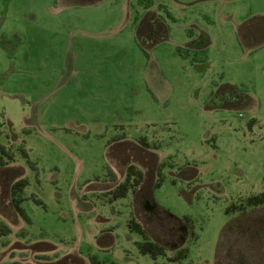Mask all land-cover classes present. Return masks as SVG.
Returning a JSON list of instances; mask_svg holds the SVG:
<instances>
[{
  "label": "rangeland",
  "instance_id": "374dc122",
  "mask_svg": "<svg viewBox=\"0 0 264 264\" xmlns=\"http://www.w3.org/2000/svg\"><path fill=\"white\" fill-rule=\"evenodd\" d=\"M255 15L264 0H0V144L29 217L0 174V264H158L179 246L178 264H264V205L238 209L264 192V43L237 37ZM130 164L144 178L115 197ZM160 208L196 238H168ZM132 217L166 256L138 252Z\"/></svg>",
  "mask_w": 264,
  "mask_h": 264
},
{
  "label": "trees",
  "instance_id": "16d2710c",
  "mask_svg": "<svg viewBox=\"0 0 264 264\" xmlns=\"http://www.w3.org/2000/svg\"><path fill=\"white\" fill-rule=\"evenodd\" d=\"M144 23H145V18L142 21L141 26L137 30V40L139 41L140 44H143L145 36L147 35L148 32H150L149 29L146 30L144 29L145 28ZM161 32L162 33L159 35V37H157V39H160L165 35L164 27L161 28ZM237 37L240 45L243 48L258 47L255 45L262 42L264 43V15H255L250 19H247L244 22H242L237 28ZM0 134H1V128H0ZM121 138L122 137L120 136L116 137L117 140ZM137 141L140 146L148 148V143L145 141L144 138H139ZM19 151L23 157L28 158L27 152L25 151L24 148L20 147ZM13 159H14V154L12 150L0 144V174L3 175L4 178H6L7 187H5V189L8 192L9 208L12 210V212L14 213L13 215L16 218L20 217L24 221L29 222V217L27 216L24 208L21 205L22 201L24 200V198L21 197V194L23 193V190L28 182L26 178L21 177V173L19 171L20 168L9 166V163L12 162ZM29 163L32 165L31 162ZM160 168L161 165H158L156 167V174L158 178L153 185L154 187L159 186L162 180L160 176ZM109 172H108L109 175L110 174L113 175L110 180L114 181L116 179L115 175L111 173V171ZM143 178H144L143 171L137 169L134 164H130L127 167H125L124 180L121 183L117 184L115 189V197L126 196L128 191L134 190L138 185L141 184ZM35 201L39 203L38 200ZM258 205H264V192L258 195L247 197L244 200V203L238 206V209L239 211H244L246 207H254ZM161 210L163 211V215L160 216L159 214L158 220H156L155 216H153V212L155 210H153L152 216L155 220L154 223L155 224L157 223L158 226L160 225L168 226L167 228L169 229L166 232L168 238L170 237L175 239L176 233L173 226H180V225L181 227H185L186 231H188V237H187L188 239L196 238L195 233L193 231L194 229H193L192 221L188 216H183L182 218H178L165 211V209H161ZM127 227L131 232H134L141 237V240L136 242V248L140 254L149 255L153 259H156L159 256H166L167 248L160 241L151 237L146 227L138 220H136L134 217L128 220ZM10 232H11L10 227L5 222L0 220V237L7 236L8 234H10ZM187 253H188V249L186 246H179L178 248L175 247V249L171 251V255L166 256V261L158 264H178L181 260L186 258ZM90 260H91V264H99V261L96 259L95 256L91 257Z\"/></svg>",
  "mask_w": 264,
  "mask_h": 264
}]
</instances>
